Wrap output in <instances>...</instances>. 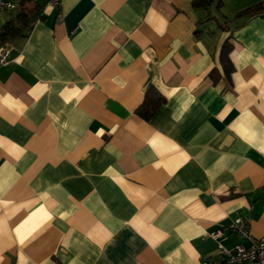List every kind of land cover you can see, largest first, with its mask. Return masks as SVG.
Instances as JSON below:
<instances>
[{
  "label": "crops",
  "instance_id": "1",
  "mask_svg": "<svg viewBox=\"0 0 264 264\" xmlns=\"http://www.w3.org/2000/svg\"><path fill=\"white\" fill-rule=\"evenodd\" d=\"M192 1H28L0 65V264H200L250 245L237 218L264 238V11L236 17L264 0Z\"/></svg>",
  "mask_w": 264,
  "mask_h": 264
},
{
  "label": "trees",
  "instance_id": "2",
  "mask_svg": "<svg viewBox=\"0 0 264 264\" xmlns=\"http://www.w3.org/2000/svg\"><path fill=\"white\" fill-rule=\"evenodd\" d=\"M29 0L19 1V10L17 14L10 20L6 21L0 27V44L8 42L15 37L27 35L36 21L42 18L41 6L39 4H29ZM213 0H193V7H206ZM264 11L261 5L251 6L242 12H239L236 17L250 16L255 13ZM232 44L227 38L220 50V62L225 74L233 69L232 62L229 58ZM164 102V97L153 87H148L144 93V98L141 105L137 108V113L145 119H148L156 109Z\"/></svg>",
  "mask_w": 264,
  "mask_h": 264
},
{
  "label": "built area",
  "instance_id": "3",
  "mask_svg": "<svg viewBox=\"0 0 264 264\" xmlns=\"http://www.w3.org/2000/svg\"><path fill=\"white\" fill-rule=\"evenodd\" d=\"M61 0H49V4L58 6ZM16 3L13 0H0V11L6 9H14ZM12 46L9 43L0 44V65H5L9 62ZM227 229L237 232L244 239L251 240L249 246L238 244L233 248L227 249L221 243H218V256L208 258L200 264H264V238L253 239L242 218H237L229 222ZM213 238L218 236V232L211 234Z\"/></svg>",
  "mask_w": 264,
  "mask_h": 264
}]
</instances>
